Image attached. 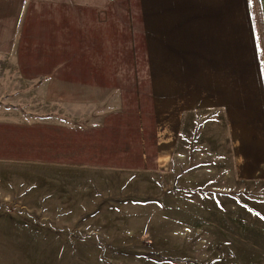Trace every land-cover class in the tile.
Listing matches in <instances>:
<instances>
[{
  "label": "crops",
  "instance_id": "1",
  "mask_svg": "<svg viewBox=\"0 0 264 264\" xmlns=\"http://www.w3.org/2000/svg\"><path fill=\"white\" fill-rule=\"evenodd\" d=\"M263 48L264 0H0V59L35 85L0 104L13 112L0 118V168L145 174L168 158V169L202 170L211 137L218 170L202 172L256 190L264 184ZM166 143L168 154L158 150Z\"/></svg>",
  "mask_w": 264,
  "mask_h": 264
},
{
  "label": "rangeland",
  "instance_id": "2",
  "mask_svg": "<svg viewBox=\"0 0 264 264\" xmlns=\"http://www.w3.org/2000/svg\"><path fill=\"white\" fill-rule=\"evenodd\" d=\"M14 72L0 59L2 106L35 88ZM12 113L2 109L0 118ZM128 138L131 151L130 129ZM217 149L209 137L213 156L202 170L168 169V158L145 174L44 167L37 177L0 168V264H206L223 257L224 264H249L250 256L264 264V184L232 187L221 174L202 172L218 170ZM158 150L168 154L169 144Z\"/></svg>",
  "mask_w": 264,
  "mask_h": 264
},
{
  "label": "trees",
  "instance_id": "3",
  "mask_svg": "<svg viewBox=\"0 0 264 264\" xmlns=\"http://www.w3.org/2000/svg\"><path fill=\"white\" fill-rule=\"evenodd\" d=\"M263 49H264V48H263ZM263 49H262V50H263ZM261 54H263L262 51L260 52V55H261ZM40 80H42V79H40Z\"/></svg>",
  "mask_w": 264,
  "mask_h": 264
}]
</instances>
